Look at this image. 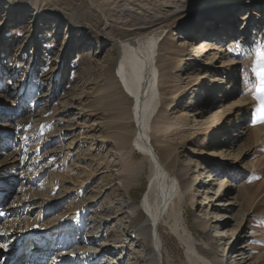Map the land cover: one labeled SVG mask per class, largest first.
<instances>
[{"label": "rangeland", "instance_id": "rangeland-1", "mask_svg": "<svg viewBox=\"0 0 264 264\" xmlns=\"http://www.w3.org/2000/svg\"><path fill=\"white\" fill-rule=\"evenodd\" d=\"M224 1L191 8L177 20L158 26H173V32L163 41L162 72L172 78L163 87L165 116L156 120L188 118L191 126L204 125L221 111V104L235 105L231 115L235 125L228 120L223 125L221 120L213 129L175 128L167 141L177 149L180 167L189 174L188 194L181 205L199 254L214 258L205 248L212 241L216 252L229 253L227 258L250 257L243 264H264V3L257 1L248 8L246 0ZM220 10L233 12V34L223 38L225 31L217 32L216 50L198 58L197 49L211 41L205 38L214 29L215 13ZM110 34L124 40L145 31L118 30L105 1L0 0V127L7 124L14 134L3 147V141L0 144V180L18 181L0 194L5 196L0 201V264L8 263L7 258L13 260L15 250H20L14 242L20 238L17 235L29 237L31 228L47 226L89 202L93 206L86 221L94 217L111 221L101 230L91 229L94 225L88 221L84 237L87 229L107 237L111 231L122 233L131 224L117 184L119 156L112 142L104 138L116 136L125 122L113 79L115 51ZM165 34L158 32L160 39ZM221 48H227V54ZM208 59L211 62L205 61ZM221 59L228 68L233 67L231 71H220ZM230 78L233 88L227 84ZM17 84L21 90L12 98L9 93L16 91ZM218 97H222L221 104ZM13 111L23 115L18 113L10 121ZM132 123L127 128L130 133L136 128ZM155 149L162 158L157 146ZM131 156L137 164L144 161L138 152ZM163 160L172 172L169 160ZM209 163L210 171L203 172ZM143 167L146 173L130 192L137 204L149 184L148 163ZM209 180L218 183L211 187ZM226 201L231 202L229 208H223V216L229 221L223 228L230 226L233 233L240 228L245 239L242 253L235 256L236 246L229 241L225 247L226 241L221 239L226 230H218L221 226L213 220V228L208 230L198 224L200 216L219 218V205ZM51 207L56 211L48 214ZM146 216L140 211L139 222ZM160 231L164 264H191L186 247L170 228L162 226ZM36 237L21 251L22 264L32 263L31 251L39 243Z\"/></svg>", "mask_w": 264, "mask_h": 264}, {"label": "bare ground", "instance_id": "bare-ground-1", "mask_svg": "<svg viewBox=\"0 0 264 264\" xmlns=\"http://www.w3.org/2000/svg\"><path fill=\"white\" fill-rule=\"evenodd\" d=\"M98 1H105L106 4L108 3L110 6V20L117 26L118 30L143 29V31H145L144 35L140 34L141 36L139 37L124 40L117 39L110 34V39L113 42V48L115 51L116 69L113 79L115 80V90L119 100L118 103L120 102L119 104L121 106L122 114L125 116V118H123L125 119V122L122 123L123 127L116 136L104 138L109 139L112 142L115 152L119 156L121 166L117 176V184L118 188L123 192V200L126 204L125 207H127L126 209L130 216L131 224L122 231V233H119L116 230L111 231V233H113L111 236L109 235L107 237L102 235V233L100 234L98 231L90 234L87 229V235L84 237L83 233L86 230L88 221L94 225V227L91 228L93 230L104 229V227L106 228L111 221V219L109 220L102 217H94L95 219H87L86 221V214L93 206L92 202H89L84 204V206H81L76 212L71 213L69 216L62 215L53 221L51 220L47 226L44 225L41 228H31V231L29 232L33 233H28L29 237L24 235L21 237L20 234L17 235L20 238L14 242L16 245H20V250H15L13 260L7 258L6 261L8 260V263H12L14 260L21 259L18 264H22L24 255H21V251L26 248L28 242L36 241V236H38L39 239L37 240H39V243L36 245L35 249L31 251L33 258L31 264H164V240L160 231L162 226L169 227L171 232L176 235L179 242L186 247L187 255L191 264H243V262L251 260L250 257L244 260L242 259L243 257L235 256L243 251V246L241 244L245 239L241 229L238 228V230L233 233L231 230L232 227L229 226V229L227 228L228 230L223 228L224 226H227V222L229 221L227 216H223V208H229L231 201H226L223 205H219L221 208H219V212L222 214L219 218L214 216L211 219H207L205 216H200L198 224L203 230H208L209 228H213L210 225L212 223L211 220H213V224L218 225L219 227L221 226V229L218 230H226L222 235L219 234L221 235L222 241H226L224 243L225 247H228L229 241L236 246V250L234 251L235 257L227 258L229 253L224 255L216 252L212 241L211 243L206 244L205 248L213 253L212 256H214V258L209 259L208 256L199 254L195 245V238L189 230L185 218V211L181 205L182 200L188 194L186 190L189 181V174L180 167L178 153L176 152L177 149H174L167 141L172 130L175 128H177L176 130L183 128H199V130H201L203 127L213 129L220 125L219 123L221 120L222 124L228 120V122L235 125L236 123L234 122V119H232L233 116H231L236 111V109H233L235 105H222V97H218V102L223 108L220 112H217L213 120L204 125L198 124L196 126H191L188 118H179L172 121L167 117L166 119H163L161 123H158L159 121L156 120L157 117L161 118L165 116L163 108V103L165 104L163 101V87L167 83L166 80L172 78L170 75H166L162 72L161 58L162 51L164 50L163 41L170 36L171 32H173V26H158H161V24L166 23L168 20H177V18L185 14L191 8L216 5L224 3L225 1ZM257 1L264 3V0H246L247 3L245 6L251 8ZM101 15L104 19L106 18V15L102 13ZM215 15L216 23L214 29L211 30V33L209 31V34H207L205 38H211V41H205L206 43L202 44L197 49L199 50L196 56L198 58L207 57L216 50L217 43H215L214 40L220 39V35L217 32L223 33L225 31V37L223 38H230V35L233 34V12L232 14H229L228 12L220 10L217 11ZM158 32H162V34L167 33L169 35L165 34L166 37L160 39ZM228 33L230 34L228 35ZM223 38H221V41L225 40ZM230 42L231 41H228L227 43ZM220 47L223 46L220 45ZM221 51L227 54L228 49L225 48ZM205 61L207 63L211 62L210 59ZM235 64L237 63H234V65ZM223 65L224 62L221 59L219 66H221L220 71L223 73L226 71L228 72V70L231 71L233 68H228V65ZM19 84L16 86V91L13 90L15 91L14 93H9L12 98H15L21 90ZM227 84H231L232 88L234 87L231 78L228 80ZM9 95H6V97ZM30 97H32V95H29L28 98ZM131 104L132 107L129 108L128 105L131 106ZM18 113L22 114V112L13 111V117L9 115L8 119H10V121L15 120ZM132 122L136 124V128L133 133H130V130L128 132L127 128L131 127L133 124ZM13 135L14 134L12 130L8 128V125L4 124L0 129V144L3 141L1 144L2 147L4 143H7L9 138L13 137ZM256 135L260 138L262 134L260 135L259 132H255V136ZM155 146H157V149L159 150L157 151L163 155V157H161L165 160H169L167 165L172 169V172L167 169V166L164 164L165 161H162V158L159 157L160 155L158 156ZM131 152L140 153L144 157V161L140 164L135 163L132 159ZM146 162L148 163V189L141 202L137 204L132 200L130 192L139 184L140 178L146 173V169L143 167V164ZM211 163L207 164V166L201 170L205 173L210 171ZM230 173L232 174L234 172L230 171ZM210 181L211 180H209L208 183ZM16 183H18V181H15L12 178L9 180H0V194L1 192H8L10 187H14ZM27 183L29 186L32 185L30 184L32 182ZM217 183H215V180L214 183L211 181L209 186L214 187ZM4 197H0V201H2ZM210 200L211 199H208L207 202ZM212 203L209 206H213V209L216 212V205H212ZM54 211H56V207L47 209L48 214L53 213ZM140 211H145L147 213V216L142 223L139 222ZM30 212L31 211H28V213ZM40 219L42 220L43 217H40ZM138 249L140 251H138ZM229 249H231V247H229ZM235 258H237V260Z\"/></svg>", "mask_w": 264, "mask_h": 264}, {"label": "snow or ice", "instance_id": "snow-or-ice-1", "mask_svg": "<svg viewBox=\"0 0 264 264\" xmlns=\"http://www.w3.org/2000/svg\"><path fill=\"white\" fill-rule=\"evenodd\" d=\"M261 79H262V82H264V75H262Z\"/></svg>", "mask_w": 264, "mask_h": 264}]
</instances>
